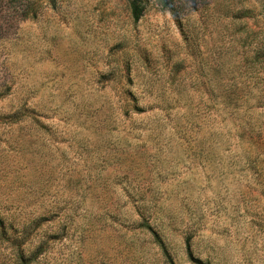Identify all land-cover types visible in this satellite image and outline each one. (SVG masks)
Instances as JSON below:
<instances>
[{"label":"rangeland","instance_id":"obj_1","mask_svg":"<svg viewBox=\"0 0 264 264\" xmlns=\"http://www.w3.org/2000/svg\"><path fill=\"white\" fill-rule=\"evenodd\" d=\"M0 264H264V0H0Z\"/></svg>","mask_w":264,"mask_h":264}]
</instances>
